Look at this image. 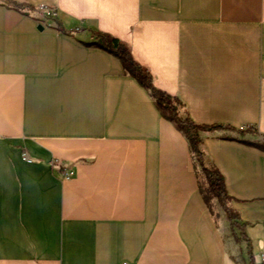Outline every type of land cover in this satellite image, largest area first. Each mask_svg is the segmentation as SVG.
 Returning <instances> with one entry per match:
<instances>
[{
	"label": "crops",
	"instance_id": "1",
	"mask_svg": "<svg viewBox=\"0 0 264 264\" xmlns=\"http://www.w3.org/2000/svg\"><path fill=\"white\" fill-rule=\"evenodd\" d=\"M97 31L194 122L233 128L200 146L241 228ZM261 134L264 0H0V264H261Z\"/></svg>",
	"mask_w": 264,
	"mask_h": 264
},
{
	"label": "trees",
	"instance_id": "2",
	"mask_svg": "<svg viewBox=\"0 0 264 264\" xmlns=\"http://www.w3.org/2000/svg\"><path fill=\"white\" fill-rule=\"evenodd\" d=\"M95 34L98 38L96 43L118 56L124 68L150 90L162 112L170 120L174 121L178 128L187 135L193 154L201 164L202 169L208 179L209 190L220 201L222 207L227 212L232 225L234 227L241 228V224L237 221L238 214L230 205L231 197L227 193L224 176L217 168L206 164L205 153L200 146L202 142V138L200 137L201 131H214L233 128L223 125H202L194 122L188 115L183 114L182 111L184 103L180 100V98L171 95L170 93L154 85L152 74L135 61L129 47L122 40L102 31H97ZM237 131L242 134L249 132L260 135L256 129L250 127L240 128ZM261 136V141L250 143L264 149V134H261ZM236 239L239 240L237 235Z\"/></svg>",
	"mask_w": 264,
	"mask_h": 264
},
{
	"label": "built area",
	"instance_id": "3",
	"mask_svg": "<svg viewBox=\"0 0 264 264\" xmlns=\"http://www.w3.org/2000/svg\"><path fill=\"white\" fill-rule=\"evenodd\" d=\"M39 10L41 12V18H55L58 15V11L54 8L47 6H39ZM24 158L30 160V155L25 152ZM260 263L264 264V249L260 253ZM121 264H130L128 261H123Z\"/></svg>",
	"mask_w": 264,
	"mask_h": 264
},
{
	"label": "rangeland",
	"instance_id": "4",
	"mask_svg": "<svg viewBox=\"0 0 264 264\" xmlns=\"http://www.w3.org/2000/svg\"><path fill=\"white\" fill-rule=\"evenodd\" d=\"M199 162V161H198ZM201 165V164H200ZM202 167V166H201ZM200 171H201V168H200ZM203 175V174H202ZM204 176H202V186H203V190L205 191V193H206V195H209V196H211L212 195V193H211V191L209 190V184L207 185V184H205V180H204V178H203Z\"/></svg>",
	"mask_w": 264,
	"mask_h": 264
},
{
	"label": "water",
	"instance_id": "5",
	"mask_svg": "<svg viewBox=\"0 0 264 264\" xmlns=\"http://www.w3.org/2000/svg\"><path fill=\"white\" fill-rule=\"evenodd\" d=\"M38 28H39V29H43V25L40 24V25L38 26Z\"/></svg>",
	"mask_w": 264,
	"mask_h": 264
}]
</instances>
